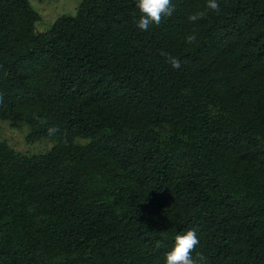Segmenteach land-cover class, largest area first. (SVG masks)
Segmentation results:
<instances>
[{
	"label": "trees",
	"instance_id": "1",
	"mask_svg": "<svg viewBox=\"0 0 264 264\" xmlns=\"http://www.w3.org/2000/svg\"><path fill=\"white\" fill-rule=\"evenodd\" d=\"M172 3L141 31L135 0H80L36 32L0 0V118L53 142L0 140V264H164L187 230L206 264H264V0Z\"/></svg>",
	"mask_w": 264,
	"mask_h": 264
},
{
	"label": "clouds",
	"instance_id": "2",
	"mask_svg": "<svg viewBox=\"0 0 264 264\" xmlns=\"http://www.w3.org/2000/svg\"><path fill=\"white\" fill-rule=\"evenodd\" d=\"M135 8L139 13L138 18L134 19V23L141 31H146L150 26H159L162 21L171 17L175 11V5L172 0H135ZM208 11L219 14L221 12L218 0H206L205 11H198L190 14L187 19L195 23L205 18ZM134 17L136 13L133 14ZM187 44H194L197 41L195 30L186 36ZM160 55L165 58L166 63L173 69L181 67V60L165 51H161ZM0 104H3V93H0ZM40 123H46L45 120H39ZM60 129L57 126H49L47 134L49 136L56 135ZM65 146L68 140L64 139ZM199 243L195 230H187L183 234H178L174 238V244L169 251L164 253V264H206V257L202 253L193 252Z\"/></svg>",
	"mask_w": 264,
	"mask_h": 264
},
{
	"label": "rangeland",
	"instance_id": "3",
	"mask_svg": "<svg viewBox=\"0 0 264 264\" xmlns=\"http://www.w3.org/2000/svg\"><path fill=\"white\" fill-rule=\"evenodd\" d=\"M39 14L35 24V31L42 32L49 28L60 15L76 12L80 0H28ZM30 127L25 122H12L0 118V140H5L19 154L35 155L48 151L53 142L41 138L30 140L27 138Z\"/></svg>",
	"mask_w": 264,
	"mask_h": 264
}]
</instances>
